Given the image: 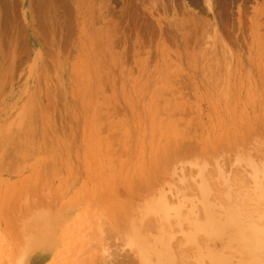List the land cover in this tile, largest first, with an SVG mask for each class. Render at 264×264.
I'll list each match as a JSON object with an SVG mask.
<instances>
[{
  "label": "rangeland",
  "instance_id": "rangeland-1",
  "mask_svg": "<svg viewBox=\"0 0 264 264\" xmlns=\"http://www.w3.org/2000/svg\"><path fill=\"white\" fill-rule=\"evenodd\" d=\"M263 213L264 0H0V264H264Z\"/></svg>",
  "mask_w": 264,
  "mask_h": 264
},
{
  "label": "bare ground",
  "instance_id": "bare-ground-1",
  "mask_svg": "<svg viewBox=\"0 0 264 264\" xmlns=\"http://www.w3.org/2000/svg\"><path fill=\"white\" fill-rule=\"evenodd\" d=\"M237 186H238V185H237ZM212 188H213V187H212ZM217 188H218V187H217ZM235 188H236V187H235ZM219 189H220V188H218V190H217L218 192H219ZM237 189H240V188L237 187ZM202 191H203V190H202ZM217 191H216V192H217ZM235 191H237V190H235ZM222 193H223V192H222ZM239 193H240V192H239ZM239 193H238V194H239ZM239 195H240V194H239ZM221 196H222V195H221ZM216 197H218V196H216ZM236 197H237V196H236ZM243 197H244V196H243ZM238 198H239V197H238ZM238 198H237V199H238ZM207 199H208V198H207ZM206 201H207V200H206ZM235 202H236V200H235ZM243 202H244V201H243ZM241 203H242V202H241ZM235 205H236V203H235ZM238 205H239V204H238ZM242 209H243V208H242ZM244 210H245V209H244ZM250 210H251V209H250ZM233 212H234V211H233ZM245 212H246V211H245ZM231 213H232V212H231ZM235 213H236V212H235ZM244 214H247V213H244ZM261 214H262V213H261ZM230 215H231V214H230ZM230 215H229V216H230ZM263 215H264V213H263ZM231 216H232V218H230V220L233 219V215H231ZM250 216H251V215H250ZM234 217H235V215H234ZM260 217H261V216H260ZM244 219H245V216H244ZM235 220H236V217H235V219L232 220V221L234 222ZM261 220H262V219H261ZM126 221H127V220H126ZM126 223H127V222H126ZM133 223H134V222H133ZM236 223H237V222H236ZM19 225H20V224H19ZM20 226H21V225H20ZM32 228H33V227H32ZM203 228H204V227H203ZM251 228H252V227H249V229H251ZM256 228H257V227H256ZM167 229H168V228H167ZM200 229L202 230V225H201V228H200ZM20 230H21V229H20ZM148 230H149V229H148ZM195 230H196V229H195ZM198 230H199V229H198ZM201 230H200V231H201ZM253 230H255V229H252V231H253ZM256 230H258V229H256ZM256 230H255V231H256ZM21 231H22V230H21ZM200 231H199V232H200ZM252 231L250 232V236H252ZM146 232H147V231H146ZM151 232H152V231H151ZM165 232H166V231H165ZM167 233H168V232H167ZM211 233H212V232H211ZM253 233H254V231H253ZM259 234H260V233H259ZM19 235H20V234H19ZM30 235H31V234H30ZM155 235H156V234H155ZM155 235H154V237H156ZM170 235H171V234H170ZM210 235H211V234H210ZM256 235H257V238H258L257 231H256ZM160 236H161V235H160ZM172 236H173V235H172ZM212 236H213V235H212ZM28 237H29V236H28ZM161 237H162V236H161ZM198 237H199V236H198ZM210 237H211V236H210ZM254 237L256 238L255 234H254ZM18 238H19V237H18ZM20 238H21V237H20ZM125 238H126V237H125ZM128 238H130L131 240H133L132 237H128ZM170 238H171V237H170ZM211 238H212V237H211ZM249 238H251L250 240H253V237H249ZM153 239H155V238H153ZM156 239H157V237H156ZM159 239H160V237H159ZM159 239H157V240H159ZM165 239H166V238H165ZM28 240H29V239H28ZM30 240H31V238H30ZM126 240H127V242H128L129 244H131V243L129 242V239H126ZM131 240H130V241H131ZM256 240L258 241L259 238L256 239ZM256 240H255V242L257 243ZM138 241H139V240H138ZM138 241H136V240H135V241H132V244L135 243V242H137V243L139 244ZM155 241H156V240H155ZM163 241H164V240H163ZM198 241H199V240H198ZM144 242H145V241H143V244H145V246H146V243H144ZM156 242H157V241H156ZM160 242H161V241H160ZM188 242H189V241H188ZM199 242H200V241H199ZM141 243H142V241H140V244H141ZM147 243H148V242H147ZM154 243H155V242H154ZM162 243H163V242H162ZM164 243H165V242H164ZM256 243H255V245H256ZM132 244H131V245H132ZM135 244H136V243H135ZM138 244H137V245H138ZM140 244H139V245H140ZM143 244H142L141 246H144ZM156 244L158 245V243H156ZM160 244H161V243H160ZM171 244H172V243H171ZM182 244H183V243H182ZM199 244H200V243H199ZM131 245H129V246H131ZM137 245H136L135 248H138ZM147 245H148V244H147ZM167 245H168V244H167ZM178 245H179V243H178ZM183 245H184V244H183ZM200 245H201V244H200ZM255 245H254V246H255ZM32 246H33V245H32ZM132 246H133V248H134V244H133ZM132 246H131V247H132ZM149 246H150V245H149ZM159 246H160V245H158L157 248H158ZM162 246H163V245H162ZM189 246H190V244H189ZM30 247H31V246H30ZM160 247H161V246H160ZM192 247H193V246H192ZM18 248H20V247H18ZM135 248H134V249H135ZM139 248H140V247H139ZM139 248H138V250H140ZM150 248H151V247L148 248V246H147V249H148V250H146L145 253H144L145 257L147 256V253H148V251H149ZM164 248H165V247H163V250H164ZM183 248H184V246H183ZM183 248H182V250H183ZM21 249H22V248H21ZM172 249H173V248H172ZM178 249H180V248L178 247ZM185 249H186V248H185ZM247 249H250V248H247ZM17 250H18V249H17ZM136 250H137V249H136ZM141 250H142V248H141ZM144 250H145V247H144ZM144 250H142L139 254L141 255V253H143ZM161 250H162V249H161ZM189 250H190V249H189ZM76 252H77V251H76ZM138 252H139V251H138ZM138 252H137V253H138ZM163 252H164V251H162V252L160 251V253H163ZM167 252H168V251H167ZM156 253H157V252H156ZM160 253H159L158 255H160ZM165 253H166V251H165ZM185 253H186V252H185ZM193 253H194V252H193ZM170 254H171V253H170ZM142 255H143V254H142ZM148 255H149V254H148ZM191 255H192V254H191ZM152 256H153V255H152ZM179 256H180V255H179ZM185 256H187V255H185ZM147 257H148V256H147ZM155 257H156V258H153V259H155V260L157 261V259H159V257H157V255H156ZM171 257H172V256H171ZM187 257H188V256H187ZM141 258H144V257L141 256V257L139 258V260H141ZM151 258H152V257H151ZM179 258H180V257H179ZM179 258H178V259H179ZM149 259H150V258H148V260H149ZM160 259H162V255H161V258H160ZM160 259H159V261H160ZM186 260H187V259H186ZM144 261H145V259H144ZM153 261H154V260H153ZM159 261H158V262H159ZM163 261H165V260L163 259ZM142 262H143V261H142ZM145 262H147V260H146ZM151 262H152V260H151ZM154 262H155V261H154ZM177 263H179V261H178ZM184 263L186 264V262H184ZM145 264H150V263H145ZM159 264H160V263H159Z\"/></svg>",
  "mask_w": 264,
  "mask_h": 264
}]
</instances>
